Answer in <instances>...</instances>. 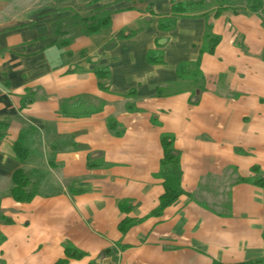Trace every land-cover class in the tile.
I'll return each mask as SVG.
<instances>
[{"label":"crops","instance_id":"obj_1","mask_svg":"<svg viewBox=\"0 0 264 264\" xmlns=\"http://www.w3.org/2000/svg\"><path fill=\"white\" fill-rule=\"evenodd\" d=\"M186 1H11L10 20L0 23V264H56L66 243L86 254L69 264L264 258V193L249 182L253 168L264 175V13L210 19L221 40L200 58L206 18L159 29ZM102 13L111 25L87 35L79 18ZM150 52L164 63L150 64ZM199 60L203 79L193 76ZM78 99V113L101 112L60 115L64 101ZM164 135L180 154L185 194L155 217ZM18 170L36 187L30 203L11 196ZM125 220L138 223L122 233Z\"/></svg>","mask_w":264,"mask_h":264},{"label":"trees","instance_id":"obj_2","mask_svg":"<svg viewBox=\"0 0 264 264\" xmlns=\"http://www.w3.org/2000/svg\"><path fill=\"white\" fill-rule=\"evenodd\" d=\"M5 1L8 0H0V3ZM243 5H245V7H242ZM211 7H214V9L208 11ZM151 9L152 7H149V10ZM224 11H231L234 15H238L242 11L259 15L261 13H264V0H211L210 3H208L207 0H189L182 3H174L172 6L171 16L168 18H164L160 21L159 29L165 32L173 30L176 27L178 18H206V32L204 37V44L200 50V58L205 54L212 55L215 52V49L220 43L221 39L219 36L213 34V25L209 23V20L219 18ZM79 19L82 23L85 24L87 35H97L102 33L111 25L112 21L110 13H102L98 16L89 19ZM68 44V41L61 43V45L63 46ZM261 58L264 62V50L262 52ZM147 60L150 64L153 65H160L164 63L163 55L158 52H150L148 54ZM199 64L200 60L195 64L196 70L193 72V76L196 79H203V76L199 71ZM94 73L101 80L109 78V70L107 68L97 67L94 70ZM177 74L179 78H182L185 74H187V70L184 64H181L177 67ZM101 88L104 89L103 86H101ZM132 94H134V92H131L130 95ZM32 102V99L23 100L21 107H26ZM83 104L84 102L82 101V99L64 101L61 104L59 113L63 117L77 118L80 116H86L89 114H96L101 112L102 106L100 105V107L93 111V113L92 111L89 114L78 113L77 109H82L81 106ZM107 124L110 130L115 131L116 136L122 135L121 132L115 130L117 126L116 121L109 120ZM161 146L163 149V158L160 163L159 177L164 181V194L160 198L157 209L151 213V216L155 217L161 216V214L166 208L171 206L179 197L185 194L181 186L182 169L180 166V154L174 148L173 136L164 135L161 138ZM14 151L17 159L20 162H24L27 159V150L23 147L21 142L15 145ZM252 171L255 175L253 179L249 180V182L255 185L256 187L262 189L264 193V175L260 172L258 168H253ZM12 180L14 184V188L11 191L12 198L18 203H30L35 198L37 190L31 182L29 176L24 171L18 170L14 173ZM76 193H82V191H77ZM5 222L10 223L11 221L5 220ZM136 223L138 222L125 220L121 223L119 229L122 233H125L130 227L134 226ZM3 241L4 238L0 236V244ZM64 250L66 259L61 260L56 264H69L68 261L70 259L80 260L86 256L85 253L77 250L69 243L64 244ZM105 253H108V251ZM213 264L221 263L214 261ZM239 264H264V258Z\"/></svg>","mask_w":264,"mask_h":264},{"label":"rangeland","instance_id":"obj_3","mask_svg":"<svg viewBox=\"0 0 264 264\" xmlns=\"http://www.w3.org/2000/svg\"><path fill=\"white\" fill-rule=\"evenodd\" d=\"M11 1L12 0H8V1L0 3V23L2 21H9L10 20ZM209 1H211V0H207L208 3H210Z\"/></svg>","mask_w":264,"mask_h":264}]
</instances>
